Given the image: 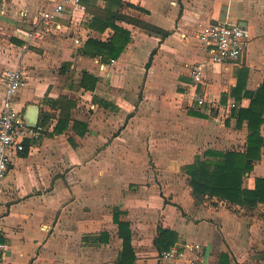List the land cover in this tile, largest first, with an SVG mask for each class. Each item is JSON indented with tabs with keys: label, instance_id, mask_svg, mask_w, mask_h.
Wrapping results in <instances>:
<instances>
[{
	"label": "crops",
	"instance_id": "obj_1",
	"mask_svg": "<svg viewBox=\"0 0 264 264\" xmlns=\"http://www.w3.org/2000/svg\"><path fill=\"white\" fill-rule=\"evenodd\" d=\"M56 1L0 0V112L2 75L17 65L27 82L16 107L24 113L29 103L40 106L37 136L25 140V154H11L1 183L7 263L119 264L121 231L131 236L125 264H187L194 243L213 264L222 253L238 264L253 243L263 248L264 202L197 194L189 166L222 159L209 152L247 147L248 120L239 125L232 110L248 107L245 91L264 81V0H121L111 8L132 19L116 20L131 36L114 62L81 52L89 38L113 33L88 24L91 9L105 8L106 0H82L59 28L26 45L24 32ZM215 22L247 26L250 40L238 64L205 68L199 105L188 94L192 71L207 56L199 32ZM84 72L97 78L94 89L80 86ZM239 74L246 80L241 100L233 94ZM66 101L70 121L55 133ZM260 133L264 139V122ZM259 176L264 144L243 187L253 188ZM161 227L178 233L174 245L186 250L183 259L160 258Z\"/></svg>",
	"mask_w": 264,
	"mask_h": 264
},
{
	"label": "trees",
	"instance_id": "obj_2",
	"mask_svg": "<svg viewBox=\"0 0 264 264\" xmlns=\"http://www.w3.org/2000/svg\"><path fill=\"white\" fill-rule=\"evenodd\" d=\"M108 6L105 8L95 6L92 11V18L88 23L89 26L98 31H104L110 27L113 33L107 40L97 38H89L82 49V54L87 56H101L104 62H108L111 58L118 57L126 48L131 33L128 29L116 23V20H132L129 16L114 11L111 7L120 6L121 0H106ZM138 8V7H137ZM140 9V8H139ZM87 10L90 8L87 5ZM144 12H148L141 9ZM151 59L148 63L150 65ZM245 78L239 74L237 87L234 93L238 100L242 99L241 92L245 88ZM97 78L93 75L84 72L80 81V86L84 88L94 89ZM245 96L250 98V105L246 108L232 110V116L238 119L239 125L243 120H248V144L245 151H229L226 153L209 152L211 155H216L222 158L219 161H198L196 164L189 166L191 175V184L197 194L209 193L217 195L233 203L242 205L254 206L259 202H264V177L255 178L253 188L243 187V178L246 172L253 168L256 160H259L262 155V146L264 139L260 133L261 124L264 122V81L256 92L249 90L245 91ZM71 101H66L62 106L61 116L55 133L62 132L67 128L70 121V113L67 111L71 107ZM67 108V110H66ZM46 117H43L41 123H45ZM80 122L75 120L74 127ZM27 145V144H26ZM25 149L22 151L26 153ZM121 230L125 227L124 223L120 222ZM128 227V226H127ZM124 238V253L123 259L119 264H125L128 261V256L131 248L130 231H121ZM178 239V233L169 228H159V237L156 240L160 252L172 247ZM134 259V256H133ZM230 258L227 253H222L217 264H228Z\"/></svg>",
	"mask_w": 264,
	"mask_h": 264
},
{
	"label": "built area",
	"instance_id": "obj_3",
	"mask_svg": "<svg viewBox=\"0 0 264 264\" xmlns=\"http://www.w3.org/2000/svg\"><path fill=\"white\" fill-rule=\"evenodd\" d=\"M82 5V0H58L51 7L39 12V16L31 27L24 32L26 45L37 44L51 33L52 29L60 27V20L68 13H72ZM199 39L207 51L203 61L198 62L192 71L193 82L190 87L193 91L188 94L194 98L199 105L205 102L203 94H197L198 86L203 91L204 70L211 65L238 64L247 50L250 40V32L247 26L238 22H215L208 23L199 32ZM78 42L79 39H76ZM112 62L115 59H111ZM26 74L17 65L3 73V99L0 112V208L3 189L1 183L6 176L11 161L12 153H19L25 149V140L37 136L38 127L27 125L21 109L16 107L18 92L26 84ZM1 210V209H0ZM4 234V219L0 211V264H8L5 258L7 245L1 240ZM187 247V246H186ZM185 247V248H186ZM192 257L186 258L187 264H213L203 255V245L194 243L191 246ZM186 255L184 248L177 245L170 247L160 253L161 259L176 260L183 259Z\"/></svg>",
	"mask_w": 264,
	"mask_h": 264
},
{
	"label": "water",
	"instance_id": "obj_4",
	"mask_svg": "<svg viewBox=\"0 0 264 264\" xmlns=\"http://www.w3.org/2000/svg\"><path fill=\"white\" fill-rule=\"evenodd\" d=\"M23 117L30 127H37L40 122V106L36 103L26 105Z\"/></svg>",
	"mask_w": 264,
	"mask_h": 264
},
{
	"label": "rangeland",
	"instance_id": "obj_5",
	"mask_svg": "<svg viewBox=\"0 0 264 264\" xmlns=\"http://www.w3.org/2000/svg\"><path fill=\"white\" fill-rule=\"evenodd\" d=\"M252 215H254L255 218L257 219L260 218V215L257 214H252ZM253 249L254 250L251 256L248 257L246 256L245 259H243V262L239 261L238 264H264V247L260 248L256 243H253Z\"/></svg>",
	"mask_w": 264,
	"mask_h": 264
}]
</instances>
